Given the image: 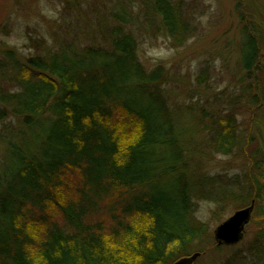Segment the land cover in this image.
Wrapping results in <instances>:
<instances>
[{"label":"trees","instance_id":"trees-1","mask_svg":"<svg viewBox=\"0 0 264 264\" xmlns=\"http://www.w3.org/2000/svg\"><path fill=\"white\" fill-rule=\"evenodd\" d=\"M145 1L182 47L193 29L180 7ZM109 16L99 44L39 43L28 59L0 57V264H173L220 250L195 216L199 201L215 204L217 225L229 207L254 202L247 247L222 264H264V148L252 131L264 108V24L240 14L253 37L242 45L239 91L214 93L202 69L206 98L185 106L171 101L162 65L141 63L121 4ZM242 145L251 149L242 179L206 173L211 157Z\"/></svg>","mask_w":264,"mask_h":264},{"label":"rangeland","instance_id":"rangeland-1","mask_svg":"<svg viewBox=\"0 0 264 264\" xmlns=\"http://www.w3.org/2000/svg\"><path fill=\"white\" fill-rule=\"evenodd\" d=\"M180 7L183 17L193 29L192 36L182 47L174 48L153 11V1L145 0H0V57L6 50H13L20 60L35 55L34 46L55 47L57 42L69 41L79 46L99 44L100 35L112 26L110 11L117 3L131 18L124 30L137 39L138 56L147 70L162 65L168 74L167 88L171 101L190 106L204 102V89L197 86L200 70L206 69V82L214 93H237L241 76L242 45L252 35L243 33L240 14L252 16V24H264V0H170ZM264 29V28H263ZM100 39V40H98ZM264 43V33L261 36ZM210 96V95H208ZM202 102L191 114H197ZM238 118L240 135L249 134L250 113ZM257 123V124H256ZM253 129L254 145L264 148V108L256 114ZM188 127L195 128V120H188ZM240 146L233 156L211 157L204 166L210 175L226 178L242 176L250 165L245 155L250 148ZM244 152V153H243ZM190 176V175H188ZM224 189V187L221 185ZM227 187V185L225 186ZM230 192H239L230 185ZM215 204L197 202L196 218L206 223L210 232L217 223L211 217ZM229 207L224 221L233 212ZM247 225L242 240L235 246L209 247L196 264H222L237 249L243 251L250 240Z\"/></svg>","mask_w":264,"mask_h":264},{"label":"water","instance_id":"water-1","mask_svg":"<svg viewBox=\"0 0 264 264\" xmlns=\"http://www.w3.org/2000/svg\"><path fill=\"white\" fill-rule=\"evenodd\" d=\"M254 209V202L248 207L235 211L213 230L214 241L217 246L231 247L238 244L242 238L245 227L248 225ZM199 257L195 253L182 258L173 264H194Z\"/></svg>","mask_w":264,"mask_h":264},{"label":"bare ground","instance_id":"bare-ground-1","mask_svg":"<svg viewBox=\"0 0 264 264\" xmlns=\"http://www.w3.org/2000/svg\"><path fill=\"white\" fill-rule=\"evenodd\" d=\"M251 203H252V202H251ZM247 207H248V206H247ZM244 208H246V207H244ZM241 209H243V208H241ZM238 210H240V209H238ZM235 211H237V210H235ZM235 211H234V212H235ZM234 212H233V213H234ZM253 212H254V209H253ZM233 213H232V214H233ZM252 214H253V213H252ZM251 217H252V215H251ZM250 221H251V219H250ZM250 221H249V223H250ZM249 223H248V225H249ZM246 227H247V226H246ZM246 227H245V229H246ZM245 229H244V231H245ZM211 236H212V241L214 242V244H216L215 241H214V237H213V231L211 232ZM243 236H244V233H243ZM216 246H217V245H216ZM218 247H221V246H218ZM194 254H195V253H194ZM197 254H199V257L197 258V260H198L202 255H201L200 253H197ZM197 260H196V261H197ZM194 264H195V263H194Z\"/></svg>","mask_w":264,"mask_h":264}]
</instances>
